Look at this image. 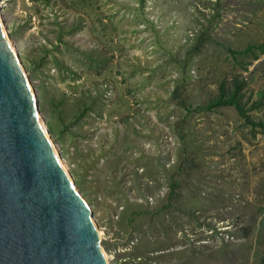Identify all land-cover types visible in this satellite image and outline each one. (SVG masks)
<instances>
[{"label": "rangeland", "instance_id": "rangeland-1", "mask_svg": "<svg viewBox=\"0 0 264 264\" xmlns=\"http://www.w3.org/2000/svg\"><path fill=\"white\" fill-rule=\"evenodd\" d=\"M0 6L109 264H264V0Z\"/></svg>", "mask_w": 264, "mask_h": 264}, {"label": "water", "instance_id": "water-1", "mask_svg": "<svg viewBox=\"0 0 264 264\" xmlns=\"http://www.w3.org/2000/svg\"><path fill=\"white\" fill-rule=\"evenodd\" d=\"M8 40L0 6V264H109L92 209L59 166Z\"/></svg>", "mask_w": 264, "mask_h": 264}, {"label": "trees", "instance_id": "trees-1", "mask_svg": "<svg viewBox=\"0 0 264 264\" xmlns=\"http://www.w3.org/2000/svg\"><path fill=\"white\" fill-rule=\"evenodd\" d=\"M237 93L236 92H225L222 90V92L216 97V100L213 104H219V103H234L237 104ZM94 161H96L94 159Z\"/></svg>", "mask_w": 264, "mask_h": 264}, {"label": "bare ground", "instance_id": "bare-ground-1", "mask_svg": "<svg viewBox=\"0 0 264 264\" xmlns=\"http://www.w3.org/2000/svg\"><path fill=\"white\" fill-rule=\"evenodd\" d=\"M8 43H9V46H10L12 52H15V48H14L12 42L8 40ZM40 127H41V129H42V132H44L45 129H44V126H43V124H42L41 121H40ZM52 146H53V150H54V155H55V157H56L57 160H58L59 166L64 170V172L66 173V175H68V177H69V173H68V170H67V168H66L64 162L60 159V157H59V153L57 152L55 146H54V145H52ZM98 235H99V237H100V239H101V232L98 231ZM104 256H105L106 259L108 260V258H107V256L105 255V253H104Z\"/></svg>", "mask_w": 264, "mask_h": 264}]
</instances>
